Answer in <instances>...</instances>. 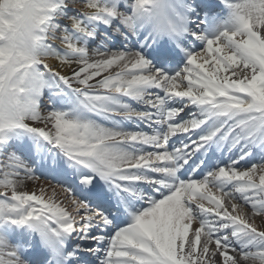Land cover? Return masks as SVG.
I'll use <instances>...</instances> for the list:
<instances>
[{
  "label": "snow or ice",
  "instance_id": "snow-or-ice-1",
  "mask_svg": "<svg viewBox=\"0 0 264 264\" xmlns=\"http://www.w3.org/2000/svg\"><path fill=\"white\" fill-rule=\"evenodd\" d=\"M0 176V264H264V0H0Z\"/></svg>",
  "mask_w": 264,
  "mask_h": 264
},
{
  "label": "rangeland",
  "instance_id": "rangeland-1",
  "mask_svg": "<svg viewBox=\"0 0 264 264\" xmlns=\"http://www.w3.org/2000/svg\"><path fill=\"white\" fill-rule=\"evenodd\" d=\"M73 11H80V8H79V6H77V7H75L74 9H73ZM60 23L62 24V25H70V21H67V20H61L60 21ZM52 43H54V44H56L57 46H59V47H63L61 44H60V41L59 40H57V41H52ZM89 55L90 56H92L94 59L96 58L95 57V55H94V48H93V50L92 51H90V53H89ZM49 60H51V59H49ZM49 60L47 61V63H49ZM51 64V63H50ZM115 71H117V69H115V68H113V69H111V70H109L108 72H105L103 75H108V74H110V73H114ZM227 75H230V73H226ZM102 77H97V79H101ZM233 79H235V77H233ZM134 106H136V105H134ZM19 143L21 144V145H23L22 144V139L19 141ZM30 144V143H29ZM31 146H32V153H35V154H37V151H38V149L39 150H42L41 148H40V145L38 144V143H36L35 144V146L33 145V143L31 144ZM224 158H226L227 159V156H225ZM226 161V160H225ZM36 170H37V175H40L41 174V169L39 168V166L37 165V168H35ZM70 171H72L71 169H69ZM44 178H46V179H44ZM0 179H3V177L2 176H0ZM30 180H33V179H30ZM36 180H39V181H44V182H47V188H45V190H41L39 187H36V189H34V191L33 192H36L38 195L41 193V191H43V194H44V197H45V199L47 200V192H49V190L51 189V188H53L52 190H55V191H59L60 193H62V196L59 198V197H57V198H54L53 200H55L57 203H61V202H63V204L65 205V206H68V207H70V204L68 203V201H67V199H66V196H67V194L64 192V187H66V183H64L63 181H61L60 183H58L57 182V180H53L52 179V177L51 176H49V175H46L45 177H44V175H42V177L40 178V179H36ZM35 186V184H34V182H30L27 186H25L24 187V191H27V192H29L30 193V188L32 187V186ZM0 191H3L2 189H0ZM10 194V193H9ZM51 196H52V193H51ZM226 204H227V202H226ZM256 222H257V224H260L261 223V219L260 218H256ZM198 225H197V222H193V229H195L196 227H197ZM189 239H192V231L190 230V233H189ZM216 259H219V257H217Z\"/></svg>",
  "mask_w": 264,
  "mask_h": 264
},
{
  "label": "bare ground",
  "instance_id": "bare-ground-1",
  "mask_svg": "<svg viewBox=\"0 0 264 264\" xmlns=\"http://www.w3.org/2000/svg\"><path fill=\"white\" fill-rule=\"evenodd\" d=\"M52 64V65H57L58 61H56L55 59H51L49 60V64ZM30 182H34L35 186L33 185L31 188H30V193L34 191V189H36V187H41L40 189L41 190H45V188H47V182H44V181H39V180H36V179H33V180H30V179H26L24 181V184L23 186L19 189L21 191H24V187L27 186ZM53 188H51L49 190V192H47V200L48 199H54V198H57V197H61L62 196V193H60L59 191H55V190H52ZM110 192V191H109ZM51 193H52V196H51ZM106 196L109 197V195L106 194ZM54 197V198H53ZM131 221V220H130ZM257 223V222H256Z\"/></svg>",
  "mask_w": 264,
  "mask_h": 264
}]
</instances>
